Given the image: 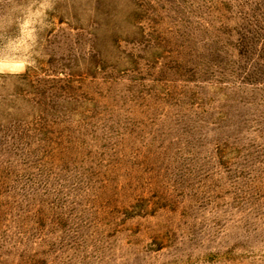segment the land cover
I'll list each match as a JSON object with an SVG mask.
<instances>
[{
    "label": "rangeland",
    "instance_id": "1",
    "mask_svg": "<svg viewBox=\"0 0 264 264\" xmlns=\"http://www.w3.org/2000/svg\"><path fill=\"white\" fill-rule=\"evenodd\" d=\"M26 55L0 264H264V0H0Z\"/></svg>",
    "mask_w": 264,
    "mask_h": 264
},
{
    "label": "clouds",
    "instance_id": "2",
    "mask_svg": "<svg viewBox=\"0 0 264 264\" xmlns=\"http://www.w3.org/2000/svg\"><path fill=\"white\" fill-rule=\"evenodd\" d=\"M35 43V29H32V35L29 37ZM35 61L30 55L23 56L15 61L0 57V75H20L23 74L28 67H34Z\"/></svg>",
    "mask_w": 264,
    "mask_h": 264
}]
</instances>
